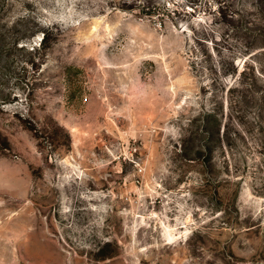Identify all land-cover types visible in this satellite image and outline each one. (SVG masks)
<instances>
[{"label":"rangeland","instance_id":"obj_1","mask_svg":"<svg viewBox=\"0 0 264 264\" xmlns=\"http://www.w3.org/2000/svg\"><path fill=\"white\" fill-rule=\"evenodd\" d=\"M14 143L0 264H264V0H0Z\"/></svg>","mask_w":264,"mask_h":264},{"label":"clouds","instance_id":"obj_2","mask_svg":"<svg viewBox=\"0 0 264 264\" xmlns=\"http://www.w3.org/2000/svg\"><path fill=\"white\" fill-rule=\"evenodd\" d=\"M13 149L8 154H0V193L15 196L24 192L32 180L30 165L37 166L31 153L18 155L20 151L15 143Z\"/></svg>","mask_w":264,"mask_h":264},{"label":"trees","instance_id":"obj_3","mask_svg":"<svg viewBox=\"0 0 264 264\" xmlns=\"http://www.w3.org/2000/svg\"><path fill=\"white\" fill-rule=\"evenodd\" d=\"M138 8L140 9V12L141 13H144L145 12L144 15L149 16V17H153L155 15H158V14H160L159 12L161 11V9L159 7L158 8L157 7L156 8L153 7V9H152V8L148 7L147 4H142L141 7L139 5ZM218 13L219 14L222 13V9H219Z\"/></svg>","mask_w":264,"mask_h":264}]
</instances>
